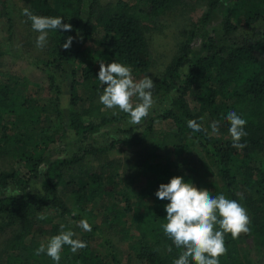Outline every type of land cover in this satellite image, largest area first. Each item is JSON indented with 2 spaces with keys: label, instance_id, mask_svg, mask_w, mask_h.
<instances>
[{
  "label": "trees",
  "instance_id": "obj_1",
  "mask_svg": "<svg viewBox=\"0 0 264 264\" xmlns=\"http://www.w3.org/2000/svg\"><path fill=\"white\" fill-rule=\"evenodd\" d=\"M83 1L30 0L29 10L33 14L61 16L64 23L71 24L72 31H49L47 54L51 60L47 64L51 72L47 77L48 87L41 93L52 95L45 101L36 99L40 87H33L35 89L27 93L22 88V79L12 74L0 75V161L9 156L14 160L7 170H0V190L10 183L22 184L24 189L40 174L38 170L45 162L44 155L49 147L64 138L60 104L63 92L54 80L62 71L65 73L63 66L71 62L80 67L65 75L70 78L69 129L81 143L94 131L110 122L120 121L115 117L99 116L102 109H106L99 102L104 86L98 80L99 65L89 61V54L109 58L105 65L116 61L130 66L132 74L145 71L150 63V53L141 16L158 17L182 0H137L144 4V9L124 0L99 7L97 0H91L87 20L82 24ZM220 1L208 0L207 13L201 24L189 33L191 37L202 30ZM263 17L264 0H235L227 15L224 32L254 28ZM29 23L31 25V21ZM8 24L10 32L9 21ZM78 31L83 43L89 42L93 47L74 48L72 44L65 50L62 45L66 38L75 37ZM255 32L252 29L251 36H246L227 56L222 55L223 50L216 47L212 38L203 46L205 55L192 61L189 43L182 45L180 55L167 68L162 80L164 87H169L179 77V69L190 65L171 108L160 116L169 122L168 130L160 132L157 139L158 148L165 151L164 162L153 166L147 160L142 166L146 183L143 197L156 193L159 185L167 184L172 177L181 176L185 182L191 181L213 196L224 194L247 209L251 217L250 234H241L237 239L226 234L227 253L219 258L220 264H264V159L259 157L264 150V38H254ZM157 90L154 88L153 94ZM230 111L247 120V136L240 141L247 146L242 150L232 146L230 124L226 119ZM189 120L202 123L206 132H193L187 126ZM213 121L219 122V134L210 135ZM194 141H198L205 151V164L198 170L192 169L189 158L192 154L189 145ZM139 143L140 137L136 134L121 141L124 146H138ZM105 152L103 148H92L68 160L49 162L41 174L40 192L0 198V233L8 228L17 230L8 244V262L56 264L46 253L39 256L34 253L42 242L46 245L52 236L58 235L60 226L64 225L65 230L76 233L74 239L86 242L87 247L73 253L65 245L59 264H120L117 248L110 240L99 243L105 254L93 253L90 233L85 234L78 226L79 221L86 218L92 231L97 232L87 217L92 214L89 206L106 199L116 204V196L121 192L117 162H101ZM95 161L99 163L83 174L85 182L77 175L70 176V169L77 164ZM17 163L22 164L20 169L16 168ZM63 193L67 194L66 199L61 196ZM167 203L169 201L156 197L151 207L139 205L135 209L132 218L143 228L140 227L141 235L131 250L134 264H173L184 250L177 248L164 233L162 225L167 223ZM104 206H101L103 210L106 209ZM40 215L45 219H39ZM43 222L49 227L44 237L37 229ZM248 242L261 259H252L246 253ZM108 258L110 260L106 261ZM189 259L190 264H194Z\"/></svg>",
  "mask_w": 264,
  "mask_h": 264
},
{
  "label": "rangeland",
  "instance_id": "obj_2",
  "mask_svg": "<svg viewBox=\"0 0 264 264\" xmlns=\"http://www.w3.org/2000/svg\"><path fill=\"white\" fill-rule=\"evenodd\" d=\"M118 0H97L98 6L103 7L106 4H115ZM130 4L136 5L140 9H144V4L137 0H124ZM235 0H221L217 8L211 12L209 19L202 30L191 37L189 33L201 24L208 10V0H182L172 9L166 11L158 17L141 16V22L146 28V40L150 53V63L148 68L143 72H136L133 75L136 81L148 76L153 80L155 89L158 90L153 94L155 104L147 118L140 124L130 123V116L127 113L116 110L102 109L99 116L109 117L111 119L118 118V122H110L109 125L103 126L88 136L84 142H78L74 132L69 129V85L70 78L66 74L73 70L79 69V66L68 63L64 65L65 73L56 76L55 83H59L63 95L61 101V120L65 136L61 141L52 144L45 153V162L40 166L36 178L28 182L24 189L22 184L10 183L5 189L0 190V198L8 196H21L25 193L35 194L41 189V174L46 168V164L56 160H68L74 155H80L85 150L95 148H103L106 152L102 155L101 162L105 160H113L118 165V176L120 179V193L116 196V204L106 199V201L91 204L89 206L91 215H87L93 227L97 232H89L91 235V250L96 253L105 254L100 248L99 243L104 240H110L117 248V255L120 264H134L131 254L132 248L141 235L140 225L133 220L135 209L139 205L151 207L156 198L155 193L149 197H143L142 191L145 188V178L142 166L145 161H150L151 165H157L164 162L165 151L158 148V134L169 128L168 120L160 119L166 111L171 108V102L177 96V88L189 72L190 65H186L179 69V77L171 82L169 87H164L162 80L166 74L167 68L180 55V48L185 43L190 45L189 59L192 61L205 55L204 44L209 38H212L217 48H221L222 55L227 56L232 48L241 45L246 36H251V30L254 29L257 39L264 38V17L260 19L254 28H238L232 33L225 34L224 27L227 15L232 11ZM91 0H84L81 9L82 24L88 17V6ZM30 0H0V75L12 74L20 79L24 86L25 92L31 93L33 87L37 89L36 99L45 101L52 94H43L42 89L48 87L47 77L51 72V68L47 63L51 58L47 54L48 42L45 47H36V38L38 32L33 31L27 17L22 15L23 9L30 6ZM10 22L11 28L8 32ZM238 24L236 20L233 21ZM80 29V26L78 27ZM73 47H84L86 45L93 47L89 42L83 43L82 34L78 31L74 37ZM94 65L108 62L109 58L98 57L96 53H90L87 57ZM48 67V68H47ZM82 67V66H81ZM23 77V78H22ZM134 102L135 98H134ZM67 103L68 107H62ZM114 111L116 114H113ZM99 121V120H98ZM130 131V134H127ZM136 134L140 137L138 146H124L121 141L131 135ZM210 135L212 134L210 132ZM111 144L115 146L111 147ZM191 145V146H190ZM192 154L189 156L190 165L193 170H198L205 164V151L198 141L190 142ZM92 147V148H91ZM111 147V148H110ZM90 148V149H89ZM260 159H264V150L259 154ZM12 158L4 157L0 161V170H7ZM99 163H79L70 169V176L79 177L85 182L83 174ZM92 164V165H91ZM21 163L16 164V168L20 169ZM21 174V173H20ZM68 176V172H67ZM194 184V183H193ZM39 186V187H38ZM124 191L122 193V190ZM156 190V187H154ZM61 196L66 199L67 194ZM68 207L70 203L66 201ZM102 205H105L103 210ZM141 212V210H140ZM145 224V223H144ZM143 228V227H141ZM42 237L49 227L47 222L37 225ZM38 231V233H39ZM17 230L8 228L0 233V264H15L8 262V244L15 236ZM85 234L88 232L84 231ZM42 241H44V238ZM45 243V242H43ZM246 253L252 259H261L259 253L254 249L253 245L248 242ZM110 259H106L109 261Z\"/></svg>",
  "mask_w": 264,
  "mask_h": 264
},
{
  "label": "clouds",
  "instance_id": "obj_3",
  "mask_svg": "<svg viewBox=\"0 0 264 264\" xmlns=\"http://www.w3.org/2000/svg\"><path fill=\"white\" fill-rule=\"evenodd\" d=\"M22 15L31 21L33 31L39 33L36 38L37 48L46 46L49 31H72L71 24L64 23L61 16H39L28 8L23 9ZM73 40L74 37L68 36L62 47L70 49ZM99 68L98 80L104 86L99 102L106 109L127 113L130 123L140 124L149 116L155 104L153 90L156 85L153 80L145 76L136 81L132 68L116 61L107 65L102 62ZM62 107L67 108L68 104ZM226 119L230 124L228 131L232 146L242 150L247 146L240 142L247 136V120L235 111H230ZM187 126L193 132H206L202 123L196 120H189ZM210 127L212 134H219L218 121H213ZM155 195L160 200L169 201L165 206L167 223L162 225L165 235L177 248L184 249L173 264H190L189 258L194 264H220L219 258L227 253L225 235L230 234L233 239H237L241 234H250L251 217L242 204L226 198L224 194L213 196L208 190L197 188L191 181L185 182L181 176H174L167 184H160ZM38 218L45 219L43 215ZM78 226L86 232L92 231L86 218L81 219ZM75 236L74 231L65 230L64 225H61L59 234L52 236L46 245L42 242L34 254L39 256L46 253L59 264L65 245L73 253L87 247L86 242L74 239Z\"/></svg>",
  "mask_w": 264,
  "mask_h": 264
}]
</instances>
